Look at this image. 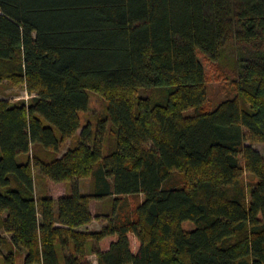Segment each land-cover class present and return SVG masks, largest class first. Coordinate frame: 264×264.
Returning <instances> with one entry per match:
<instances>
[{
	"label": "trees",
	"instance_id": "16d2710c",
	"mask_svg": "<svg viewBox=\"0 0 264 264\" xmlns=\"http://www.w3.org/2000/svg\"><path fill=\"white\" fill-rule=\"evenodd\" d=\"M201 57L235 74L212 107ZM3 82V264H264V0H0Z\"/></svg>",
	"mask_w": 264,
	"mask_h": 264
},
{
	"label": "rangeland",
	"instance_id": "374dc122",
	"mask_svg": "<svg viewBox=\"0 0 264 264\" xmlns=\"http://www.w3.org/2000/svg\"><path fill=\"white\" fill-rule=\"evenodd\" d=\"M229 54V53H228ZM230 55V54H229ZM204 63L206 73H207V107H212L216 105L220 100L225 97L233 95V87L232 80L234 78L233 66L230 61L223 60L222 62H211L205 57H201ZM90 96V104L87 111L81 113L82 123L91 122V125L94 127L97 118L102 117L105 113V100L104 98L96 92L89 91ZM0 97L7 98L13 102L21 100V99H29L30 95L24 89V86H11L8 82H3L0 84ZM187 113H193V109H189ZM80 132V128L78 130ZM71 144V140H67L66 143L63 144L61 150L64 151L67 146ZM256 149L260 151L262 155H264V144L257 143L253 145ZM17 160H24V155H19ZM36 174V190L38 194L44 191L45 183L39 177L37 171ZM178 177V176H176ZM81 186L83 190H87L89 188L90 180L84 179L81 181ZM66 189L64 184L54 185L51 190L54 194H58L63 192ZM143 197L142 195L140 196ZM110 199H105L98 202H93V211L99 213H106L110 210L111 206ZM105 223V220L102 218H98L93 220L89 226H85V228L89 230H94L100 228ZM183 227L185 229L192 228L193 225L190 221H184ZM132 246L135 248L137 246V241L133 235H131ZM23 252L17 257V264H23ZM88 259L91 264H97V260L94 254H89ZM0 264H3V258L0 257Z\"/></svg>",
	"mask_w": 264,
	"mask_h": 264
},
{
	"label": "crops",
	"instance_id": "0c3cea01",
	"mask_svg": "<svg viewBox=\"0 0 264 264\" xmlns=\"http://www.w3.org/2000/svg\"><path fill=\"white\" fill-rule=\"evenodd\" d=\"M90 225V224H89ZM89 225H87V226H89Z\"/></svg>",
	"mask_w": 264,
	"mask_h": 264
}]
</instances>
